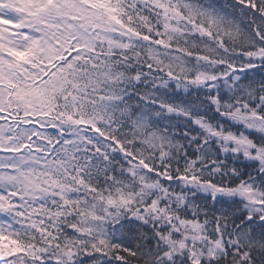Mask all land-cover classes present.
<instances>
[{
    "label": "snow or ice",
    "instance_id": "1",
    "mask_svg": "<svg viewBox=\"0 0 264 264\" xmlns=\"http://www.w3.org/2000/svg\"><path fill=\"white\" fill-rule=\"evenodd\" d=\"M0 264H264V0H0Z\"/></svg>",
    "mask_w": 264,
    "mask_h": 264
}]
</instances>
